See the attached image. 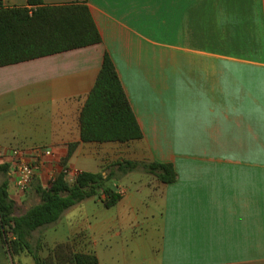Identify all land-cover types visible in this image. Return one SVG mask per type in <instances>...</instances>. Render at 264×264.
<instances>
[{
    "label": "crops",
    "instance_id": "crops-1",
    "mask_svg": "<svg viewBox=\"0 0 264 264\" xmlns=\"http://www.w3.org/2000/svg\"><path fill=\"white\" fill-rule=\"evenodd\" d=\"M43 2L86 3L102 42L0 67V167L8 165L0 184L9 181L19 212L41 202L37 182L58 172L67 146L79 143L73 168L79 157L156 161L172 164L177 178L139 186L160 199L158 218L79 223L69 239L78 250L95 253L100 264H264V0ZM106 53L143 131L140 140L81 141L80 114ZM36 147L53 149L57 159L21 194L9 155ZM118 192L114 207L128 200L127 191ZM124 224L142 234L111 233ZM0 264H15L1 235Z\"/></svg>",
    "mask_w": 264,
    "mask_h": 264
},
{
    "label": "trees",
    "instance_id": "trees-1",
    "mask_svg": "<svg viewBox=\"0 0 264 264\" xmlns=\"http://www.w3.org/2000/svg\"><path fill=\"white\" fill-rule=\"evenodd\" d=\"M25 7H6L0 0V67L79 49L102 42V36L86 3L45 5L43 0H27ZM80 135L84 143H127L143 138V131L119 78L111 56L106 53L95 86L80 114ZM79 143L67 146L59 161L66 168ZM114 166L125 175L142 169L163 184L176 180L172 164L120 161ZM0 171L7 172V166ZM113 177L104 172L81 171L69 182L60 172L48 186L41 181L36 192L41 202L18 214L9 193V181L0 184V235L7 252L30 255L35 264H100L95 253L78 250L74 242L57 243L49 255L40 256L42 239L36 248L29 241L32 232L57 223L63 214L89 200L102 197L106 208L122 199L118 189L108 186ZM104 194V197L102 196Z\"/></svg>",
    "mask_w": 264,
    "mask_h": 264
},
{
    "label": "rangeland",
    "instance_id": "rangeland-1",
    "mask_svg": "<svg viewBox=\"0 0 264 264\" xmlns=\"http://www.w3.org/2000/svg\"><path fill=\"white\" fill-rule=\"evenodd\" d=\"M114 164L115 163H112L107 159L104 160V162L101 159H84L80 157L73 160V166L76 169H82L90 172L99 171L104 172L106 176H112L113 178L109 181L108 186L115 189L121 188L127 191L128 200L119 207L109 209L103 205L102 197L101 199L98 198L96 200H86L67 210L57 223L32 232L29 237V241L31 242L32 246L36 248L40 239H42V244H44L43 249L39 253L41 257L44 258L49 255L53 246L57 243L68 241L73 231H76L77 226L82 221L85 222L88 220L87 223L85 222L86 224L84 223L86 227H88L89 225H94L98 221L114 218L116 215H120V217L126 221L129 219H139L141 221L152 220V214L155 215V218L159 217L161 209L159 204L160 199L157 196L150 194L147 188H140L141 183L154 181L155 178L146 174L142 169L125 175L117 168V166H114ZM53 171L54 170H52L50 173ZM49 174H47L44 181H42L44 185H46L49 180ZM32 195L33 197H37L36 193ZM102 196L104 197V194H102ZM128 202L136 203L137 208L135 210H131ZM36 203L37 200L31 201L28 206L35 205ZM23 209V211H25V205ZM23 211L19 212L17 209L18 214L23 213ZM111 233L123 234L125 236L127 234L132 236L138 233L142 234V228L135 227L132 231H130L126 224H124L122 228H116ZM91 235L93 238V233ZM102 253L103 252H101V254ZM107 253L109 254L110 251L107 250ZM13 261L15 264H19V261H21L23 264H35L34 259L28 254H23L21 257L14 256Z\"/></svg>",
    "mask_w": 264,
    "mask_h": 264
},
{
    "label": "built area",
    "instance_id": "built-area-1",
    "mask_svg": "<svg viewBox=\"0 0 264 264\" xmlns=\"http://www.w3.org/2000/svg\"><path fill=\"white\" fill-rule=\"evenodd\" d=\"M9 156L13 181L21 194L28 193L32 189L35 179L39 176L41 170L50 160L57 159L53 149L44 147H36L31 150L14 149ZM60 172L65 174L66 180L72 182L81 171L70 165L66 168L60 167L58 172L54 170L49 174V180L45 186L53 182Z\"/></svg>",
    "mask_w": 264,
    "mask_h": 264
}]
</instances>
